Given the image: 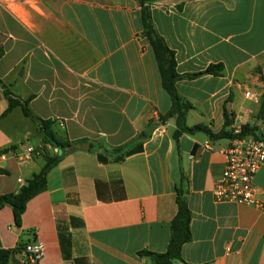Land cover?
<instances>
[{
    "label": "crops",
    "instance_id": "1",
    "mask_svg": "<svg viewBox=\"0 0 264 264\" xmlns=\"http://www.w3.org/2000/svg\"><path fill=\"white\" fill-rule=\"evenodd\" d=\"M140 10L137 0H0V78L37 118L21 107L7 113L0 87V197L18 193L45 165L40 121L53 123L60 143L74 144L20 226L11 205L0 208V249L41 241L43 264H154L141 253L167 251L180 188L192 238L174 264H264V211L213 198L232 139L175 138V117L154 127L172 101ZM151 10L180 75L223 66L221 76L177 81L192 105L186 124L213 133L246 126L263 138L264 0H158ZM140 143L120 162L98 159L99 151ZM254 184L264 202V167Z\"/></svg>",
    "mask_w": 264,
    "mask_h": 264
},
{
    "label": "trees",
    "instance_id": "2",
    "mask_svg": "<svg viewBox=\"0 0 264 264\" xmlns=\"http://www.w3.org/2000/svg\"><path fill=\"white\" fill-rule=\"evenodd\" d=\"M158 0H137L141 10V22L143 26V34L149 41L151 48L155 54L159 71L161 74L162 85L166 92L169 94L172 106L167 115V117H161V121H165L168 118L175 117L177 122L178 130L175 132L174 137L178 138L182 133H190L194 134L197 132L205 133L210 139H223V138H243L252 133L248 127H242L241 133L239 135H234L232 131H223L220 133H213L211 129L204 124H197L195 126L189 127L186 124V118L188 111L192 108V105L184 101L183 98L179 95L176 83L178 80L182 78H197L201 75H215L221 76L223 73V66L221 64L218 65H210L205 71L201 73H196L192 75H180L177 72V62L175 58V53L172 51L164 38L160 35L158 30L155 27L151 5L152 3ZM4 54L3 50H0V60ZM0 87L3 88L5 97L8 102L7 113L11 112L16 107H21L24 114L33 120H37V118L33 115L29 108V101H23L17 97H15L8 86L2 81L0 78ZM226 116V124L229 127L231 122L228 119V114L226 113V108L224 109ZM261 113L264 118V94L262 101V109ZM52 122L50 121H40L41 130L43 132L44 145L48 144L52 146L54 149H62L66 151L68 148H72L74 144L72 143H60L54 133L51 130ZM157 124L155 123L154 127ZM149 136L148 131H144L139 136V141L145 140ZM264 138V136H263ZM44 145L37 149V152L43 155L45 158V165L41 169L39 173L34 174L31 179L27 181V183L21 187L18 193L8 194L0 197V208L9 204L13 208L15 223L17 226L21 225L23 214L27 209L28 203L43 193L47 189L48 183V175L50 171L56 167L61 161L63 155H59L58 151L54 155H49ZM142 149V143L138 144L136 147L129 149L127 147H118L112 150H103L98 152V159L102 163L109 162V156L114 157V162H120L125 159V157H129L135 153L140 152ZM177 194V204H178V212L174 219L171 222V238L168 245V249L163 254H155L149 252H143L141 255L150 257L154 264H174L177 261H183L182 250L183 246L186 243L191 241V221L192 215L188 206L187 199L184 195L182 189H178ZM24 248V247H23ZM23 248H17L16 250H5L0 249V264H12V259L15 254H19Z\"/></svg>",
    "mask_w": 264,
    "mask_h": 264
},
{
    "label": "built area",
    "instance_id": "3",
    "mask_svg": "<svg viewBox=\"0 0 264 264\" xmlns=\"http://www.w3.org/2000/svg\"><path fill=\"white\" fill-rule=\"evenodd\" d=\"M247 96L251 93L247 92ZM160 120L156 122L160 125ZM234 135L241 133V127H231ZM163 131V130H162ZM33 148L28 149L32 153ZM225 169L217 180L213 198L217 203H236L255 207L264 211V202L258 198L254 179L264 167V138L256 139L250 135L232 139V144L224 151ZM45 245L35 241L24 246L18 254L20 264H43Z\"/></svg>",
    "mask_w": 264,
    "mask_h": 264
},
{
    "label": "water",
    "instance_id": "4",
    "mask_svg": "<svg viewBox=\"0 0 264 264\" xmlns=\"http://www.w3.org/2000/svg\"><path fill=\"white\" fill-rule=\"evenodd\" d=\"M77 151H89V146H86V148H78ZM71 151L64 153L62 149L58 150L59 155L63 154H69Z\"/></svg>",
    "mask_w": 264,
    "mask_h": 264
}]
</instances>
